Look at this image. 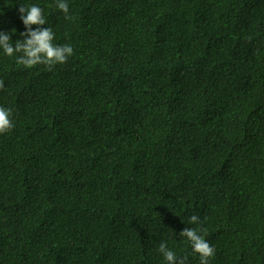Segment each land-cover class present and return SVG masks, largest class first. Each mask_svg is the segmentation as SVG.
Wrapping results in <instances>:
<instances>
[{
	"label": "trees",
	"instance_id": "16d2710c",
	"mask_svg": "<svg viewBox=\"0 0 264 264\" xmlns=\"http://www.w3.org/2000/svg\"><path fill=\"white\" fill-rule=\"evenodd\" d=\"M26 3L74 52L0 55V264H264V0H0L13 41Z\"/></svg>",
	"mask_w": 264,
	"mask_h": 264
},
{
	"label": "clouds",
	"instance_id": "9594fccd",
	"mask_svg": "<svg viewBox=\"0 0 264 264\" xmlns=\"http://www.w3.org/2000/svg\"><path fill=\"white\" fill-rule=\"evenodd\" d=\"M56 9L60 10L65 19H71L68 0H53ZM19 19L25 31L19 33L20 39H10V33L0 30V55L11 57L19 66L25 69L44 64L54 66L65 63L73 55L71 44L54 43L55 33L47 25L43 9L36 3L21 4L18 8ZM36 26L33 28L32 26ZM15 33V29H13ZM14 127L12 109L0 106V134ZM200 223V218L193 214L188 217L187 225ZM191 248L192 254L198 255L200 264H209V259L215 254V244L206 238V230L196 227H185L179 233ZM157 252L166 264H185L187 257L178 255L167 243L161 241Z\"/></svg>",
	"mask_w": 264,
	"mask_h": 264
}]
</instances>
